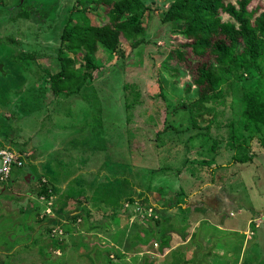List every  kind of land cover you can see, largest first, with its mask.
<instances>
[{"label": "rangeland", "instance_id": "1", "mask_svg": "<svg viewBox=\"0 0 264 264\" xmlns=\"http://www.w3.org/2000/svg\"><path fill=\"white\" fill-rule=\"evenodd\" d=\"M142 1L150 8L146 22L155 36L153 44L144 40L134 48L122 42L115 52L99 47L93 56L98 69L88 86L70 97L61 94L52 99L48 93L42 101L46 76L42 68L55 73L60 55L76 58L67 50L60 52L67 47L61 36L66 25L74 24L71 16L82 13L91 0H0V111L6 113H0V136L5 142L0 149L31 161L32 155L16 145L34 150L30 138L57 131L59 120H67L68 127L75 124L73 131L81 130L74 118L86 125L100 120L103 130V142L98 144L92 137L79 139L83 147L98 146L103 160L97 173L81 178L80 190L65 203L54 206L56 191L49 177L56 173L55 156L39 167L38 177L29 164L21 167L18 177L12 173L10 181L0 172L4 194L0 196V254L8 253L9 242L17 239L21 244L32 233L67 245L66 252L48 248L45 256L37 246L21 252L22 246L17 245L10 253L14 254L10 264H184L187 257L175 239L179 232H171L170 247L163 252L159 241L145 246L133 239L138 232L145 237L142 228L156 229L161 220L179 230L186 228V236L179 233L193 244V253L188 254L192 259L186 264H264V242L257 234L258 229L264 230V147L250 140L247 154L252 161L241 164L233 161L234 152L226 145L229 123L240 117L241 91L229 98L233 106L218 119L221 125L213 124L210 136L206 134L209 122L195 128L191 116L179 106L194 102L198 91L186 65L166 59L183 42L172 27L162 26L174 0ZM258 6L264 8V0H252L250 9ZM222 18L230 20L226 14ZM23 54H34L36 60L24 59ZM77 59L75 69L80 75L85 62L82 55ZM256 76L246 77L247 87L264 78V69ZM130 101L134 102L131 108ZM161 128L168 132L161 133ZM213 140L220 146L214 161L208 151ZM244 153L241 148L239 155ZM82 160L78 158V163ZM123 187H129L125 189L129 197L114 203L113 195L117 190L121 196ZM44 189L47 195L41 196ZM79 208L87 211L89 225L79 215L65 216ZM238 219L239 232L219 230L230 229ZM205 232L208 241H202Z\"/></svg>", "mask_w": 264, "mask_h": 264}, {"label": "trees", "instance_id": "2", "mask_svg": "<svg viewBox=\"0 0 264 264\" xmlns=\"http://www.w3.org/2000/svg\"><path fill=\"white\" fill-rule=\"evenodd\" d=\"M251 3L252 0H174L162 19L163 28L172 27L183 39L166 59L175 58L180 64H185L192 85L198 91V98L194 102L179 106L181 111L191 116L195 128L201 129V123L209 122L206 134L210 136L209 130L213 124L221 125L218 119L225 116L226 108L231 110L233 104L229 98L241 91L240 117L230 121V138L226 144L234 152L233 161L241 164L252 161L247 154L250 140H258L264 147V78H260L256 86L247 87L244 83L246 77L253 79L257 77V72L264 69V8L258 6L250 9ZM149 10L142 0H91V4H87L82 11L86 17H82L81 12L76 17L71 16L70 21L73 20L74 24L66 25L61 36L62 41L67 43V49L60 52L67 50L76 58H63L59 54V70L53 73L48 68H42L46 72L42 80V101L46 100L48 93L52 99L61 94L70 97L88 86L98 69L93 56L99 47L115 52L122 42L132 44L134 48L144 40L153 44L155 36L148 30L146 22ZM223 14L228 15L230 20L224 21ZM25 17H29V14ZM81 55L85 71L78 75L75 65ZM22 56L36 60L34 54ZM137 98L139 96L132 99ZM133 103L130 101V108ZM168 127L172 128L171 125ZM161 130V133L168 132L166 128ZM219 148V141L213 140L208 148L213 161ZM241 148L246 153L239 155ZM21 160L26 165L25 159ZM20 169L16 167L12 173ZM2 191L0 189V196L4 195ZM41 194L46 196L47 191L44 189ZM164 222L166 220L158 221L156 229L142 228L145 237L138 232L133 239L145 246L151 241H159V250L163 252L170 247L171 232L186 236V228L179 230ZM48 228L51 232L52 227ZM66 231L71 232L72 229L67 228ZM34 237L33 233L29 234L21 244L17 239L11 240L9 243L12 247L8 253L0 254L4 258L2 264H10L14 256L10 253L17 245L22 246L21 252L37 246L39 254L43 256L48 248L62 253L67 250V245L58 238ZM7 258H10L9 262Z\"/></svg>", "mask_w": 264, "mask_h": 264}, {"label": "crops", "instance_id": "3", "mask_svg": "<svg viewBox=\"0 0 264 264\" xmlns=\"http://www.w3.org/2000/svg\"><path fill=\"white\" fill-rule=\"evenodd\" d=\"M0 113L6 114L5 111H0ZM30 114H26V117L29 116ZM26 117H23L22 119H25ZM42 121H44L43 117H41L40 119V122ZM64 121L65 122H63L62 120H59L58 123H55L56 129H58L57 131L48 132L49 135L47 136L42 135L40 137L38 135H34L33 138H30L31 140L30 142L34 143V146H33L34 150L31 151L25 146H20L19 144L16 145L17 147H19L20 151H24L25 153L32 155L31 161L28 157L24 159L26 162V166L29 164L30 166L29 170L32 173H34V175H36V173L39 172L40 170L39 167H41L42 164H44V162L50 159H53L54 156L56 157L57 161L59 162V163L55 162L54 164L56 173L54 174L52 178L49 177L50 179L49 181L53 184V189L56 191L55 192L56 197L54 199V206L56 202L65 203L67 200L66 198L68 196H71L70 194H73V195L75 193L77 194V192L81 188L79 181L83 182L81 178H85L86 175H90L92 177L93 174L97 173V171L100 170L101 168V163H102L101 161L103 160V154L100 152V149H96V148H99L98 146L94 145L92 147V145H89V146L83 147L81 146L80 141H79V139L82 137L87 138V139L92 137L93 139L92 141H94L97 144L100 142H103L102 141L103 137L101 136L103 132L101 121L100 120L94 121L93 123L91 124L88 123L86 125V124L80 123L78 120H75L74 118L73 121L79 124V126H81V130H77V131H73L75 124L72 123V126L68 127L66 125L67 120H64ZM95 130L99 131L100 134L99 135L96 134ZM82 133H87V135L81 136ZM3 138L0 136V143H5ZM5 146H9V145L5 144ZM57 147H59L60 150H57ZM78 158L83 159L82 162H80L81 164L78 163L79 162ZM19 172L20 170L18 172H15L13 175L18 177ZM35 177H38V176L36 175ZM127 188L123 187L121 196H119V192L116 190L117 193L113 195L116 197L114 203H117L118 201H121L122 199H126L127 197H129L130 193H128L127 190H125ZM81 210L82 209L79 208L77 210L68 211L65 216L74 219L75 216L79 215L83 218L84 224L87 226L89 225L87 223L89 220L88 215H86L87 211L85 209L82 211ZM63 224L65 223L63 222ZM230 225H232L230 229L227 228L226 226L225 227L218 226V227H219V230H223V231H229V232H239L240 231L241 223L239 219L238 221L232 222ZM67 228L71 229L69 226H67L65 229ZM260 229H262L261 232H259V229H258L257 234L259 235L261 233L262 237L260 240L264 242V230L263 228H260ZM174 233H177V232H174ZM243 233L247 234L246 240L250 239V234H248L246 231H244ZM202 235H203L202 241L210 240L207 238L206 232L203 233ZM177 236L178 237H175L176 245L180 248L184 256L187 257L186 260H184V264H186L187 262L185 261H190L189 259H192V256L189 258V255H188L190 253L191 254L193 253L191 251V247H193L192 240L191 238H185V237L180 236L179 233ZM205 239H208V240H205ZM143 248L145 247L143 246L141 249Z\"/></svg>", "mask_w": 264, "mask_h": 264}, {"label": "built area", "instance_id": "4", "mask_svg": "<svg viewBox=\"0 0 264 264\" xmlns=\"http://www.w3.org/2000/svg\"><path fill=\"white\" fill-rule=\"evenodd\" d=\"M21 158L22 157L16 153L0 149V160H3V168L0 170V172L4 179L6 177L9 178L12 175V171L16 169V167L21 168L25 166Z\"/></svg>", "mask_w": 264, "mask_h": 264}]
</instances>
